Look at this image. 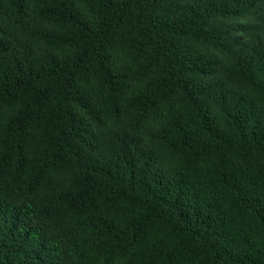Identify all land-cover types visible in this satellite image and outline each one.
Here are the masks:
<instances>
[{
  "label": "trees",
  "instance_id": "trees-1",
  "mask_svg": "<svg viewBox=\"0 0 264 264\" xmlns=\"http://www.w3.org/2000/svg\"><path fill=\"white\" fill-rule=\"evenodd\" d=\"M0 264H264V0H0Z\"/></svg>",
  "mask_w": 264,
  "mask_h": 264
}]
</instances>
